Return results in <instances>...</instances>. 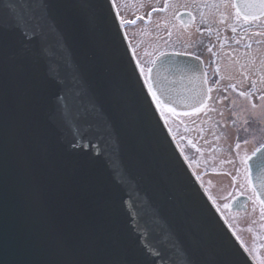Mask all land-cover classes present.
<instances>
[{
	"label": "water",
	"instance_id": "95a60500",
	"mask_svg": "<svg viewBox=\"0 0 264 264\" xmlns=\"http://www.w3.org/2000/svg\"><path fill=\"white\" fill-rule=\"evenodd\" d=\"M74 2L54 0L55 14L73 15ZM92 2L98 6V22L95 30H90L86 21L79 20L71 36L76 59L89 68L90 79L96 82L105 77L110 65L119 67L125 77H131L128 54L135 47L130 35H124L123 25L117 32L111 22L117 10L122 16L117 2L111 10L106 0ZM0 10L7 11L4 0H0ZM24 42L19 31L0 27V46L7 54L17 52ZM105 52L110 58L108 62L103 58ZM179 54L167 52L158 56L153 90L169 106L191 111L205 86L201 74H193L187 65L197 63L204 73L206 70L200 58L197 61L194 55ZM3 75L6 81L16 78L38 82L40 103L32 118L40 125L48 151L41 155L31 140H26L23 150L15 144L5 149L0 180V236L6 243L0 242V262L62 264V242L75 244L96 235L102 237L100 246L86 257V264H119L121 260L123 264H150L120 207L121 189L105 159L70 151L67 143L70 133L50 118L59 89L47 65L26 55L7 60ZM136 90L139 91L138 85ZM7 103L14 108L15 96L11 91ZM143 108L147 111L146 103ZM163 120L160 118L161 124ZM167 128L165 124L164 129ZM122 156L125 165L140 174L143 190L161 206L162 214L173 227L181 226V218L172 211L170 194L177 195L182 203L203 216L211 240L207 252L198 257V264H209L217 249L227 250L229 264H257L225 218L215 212L216 205L207 199L209 194L201 181L196 180L197 175L184 159L172 132L165 137L150 113L144 125L125 136ZM248 201L247 196H239L231 207L246 209ZM113 232L118 233L116 244L107 238Z\"/></svg>",
	"mask_w": 264,
	"mask_h": 264
},
{
	"label": "snow or ice",
	"instance_id": "6c2138e0",
	"mask_svg": "<svg viewBox=\"0 0 264 264\" xmlns=\"http://www.w3.org/2000/svg\"><path fill=\"white\" fill-rule=\"evenodd\" d=\"M106 2L109 10L115 7L116 0ZM146 2L151 5L159 0ZM180 2L181 0H163L164 7H152L148 15L150 16L152 12H164L170 3ZM191 2L203 3L205 7L211 4L217 10L223 7L224 11L219 12L221 22L230 18L227 10L236 7L230 0ZM71 6L75 9L73 15L57 16L54 11V0H4V8L7 11L0 10V27L19 31L25 42L17 52L11 54H7L0 46V180L3 157L9 144H15L19 150H23L26 140H31L35 150L41 155H46L48 151L47 144L42 139L40 125L32 118L40 103L38 82L16 78L6 81L3 75L7 60L14 61L27 55L35 61H43L47 65L50 77L58 85L59 90L54 98L55 109L50 118L61 129L70 133L71 139L67 141L69 150L83 152L90 158L105 159L121 189L120 207L127 215L131 231L138 238L139 247L149 258L150 264H198V257L207 252L211 240V233L203 216L194 207L182 203L177 195L170 194L168 200L173 204L172 211L181 218V226L173 227L162 214L161 206L143 190L140 174L134 168L125 165L122 156L125 136L144 125L149 119V113L165 137L172 131L171 127L164 129V125L168 124V118L180 115L174 107L162 102L153 90V72L158 56L153 54L149 60L142 62L135 48L130 54L125 49L128 64L132 69L131 77H125L119 67L110 65L102 80L93 81L90 79L89 68L76 59L71 36L81 18L86 21L90 30H95L98 6L92 0H75ZM246 7L255 11L245 13L243 17L237 11L236 21L255 22L264 18V0H251ZM194 19L190 13L189 20ZM201 20H204L203 16ZM111 22L117 32L122 25L136 23L135 20H125L119 12L112 14ZM232 31L235 32L236 28L232 27ZM166 32L170 37L171 31L166 29ZM254 35L264 36V31L256 32ZM159 55L162 56L163 53ZM179 55L191 56L193 53L186 51ZM132 57H136L135 60ZM103 58L106 62L110 61L106 52ZM187 69L193 74L199 72L203 77L205 86L203 94L191 105L193 110L198 112L200 108L206 106L213 88L208 87L206 73L199 64H189ZM259 81L264 83V75L259 76ZM213 84H219V81H213ZM137 85L139 91L136 90ZM256 85L257 81L252 80L251 88H256ZM229 87L234 88L235 85ZM227 90L224 89L225 92ZM10 91L15 96L14 108H10L7 103ZM239 96L249 101L254 96L264 100V90L257 89L256 93H253L249 89L247 92L241 91ZM222 99L227 100L228 97L224 96ZM145 103L147 111L143 108ZM256 109L257 105L252 103L251 109L244 110L246 115L241 129L243 132L247 133L252 127L257 117ZM160 118H164L163 124L160 123ZM248 143L247 139L243 140L245 147ZM235 147L236 153L233 155L229 151L231 158L224 161L232 168L226 175L231 177L234 187L242 194H247L248 200L253 204V210L255 205L259 204L260 215L264 219V143L254 148L250 154L245 152L243 155L239 142ZM184 159L188 157L185 156ZM196 180H200L199 175L196 176ZM204 191L206 192L207 188ZM207 199L216 205L215 212L221 217L224 216V211L216 199L212 196H208ZM222 207L228 209L230 205L224 203ZM107 238L116 244L118 233L113 232ZM101 239V236L89 235L75 244L62 242L60 244L62 264H86V257L95 253ZM0 242H5L2 236ZM248 255L257 264H264V259L258 258L251 251ZM119 264H123V261L121 260ZM209 264H229L227 250L217 249Z\"/></svg>",
	"mask_w": 264,
	"mask_h": 264
},
{
	"label": "flooded vegetation",
	"instance_id": "af4514ba",
	"mask_svg": "<svg viewBox=\"0 0 264 264\" xmlns=\"http://www.w3.org/2000/svg\"><path fill=\"white\" fill-rule=\"evenodd\" d=\"M116 2L121 3L124 10L129 5L125 0H117ZM250 2L251 0H230V3L235 4L236 7L229 8L227 12L230 18L221 22L219 12L224 11L223 7L217 10L211 4L205 7L203 3H192L191 0L170 3L166 11L152 12L149 16L148 13L151 12L152 7H164L163 0H159V2H153L136 19H133L136 23L140 22L139 29L133 30L131 28L136 23L124 25V28L127 35L139 36L143 39L156 37V39L144 41L142 48H139V50H143L140 54L143 62L149 60L153 54L158 56L160 53L165 52L183 53L190 51L202 60L208 85L213 88V91L209 94L210 99H208V102L213 99L224 100L222 99L224 96L228 97L224 101L239 99L242 98L239 96L241 91L247 92L251 89L253 93H256L261 84L257 78L251 76L253 68L251 63L255 58H258L257 53L260 52L258 46H252L253 43L259 41V44H264V36L254 35V33L261 31L259 26L263 23L264 18L255 22L235 20L237 11L240 12L241 17L245 13L255 11L246 7ZM136 3L149 4L146 0H138ZM190 13L195 17L192 21L189 20ZM202 16L204 17L203 21L201 20ZM232 27L236 28L235 32L232 31ZM166 29L171 31L170 37L167 35ZM154 43L159 45L153 46ZM256 48L257 53L255 54ZM261 53L263 54L264 50ZM214 73L215 75H213ZM252 80L257 81L256 88H251ZM213 81H219V84L214 85ZM230 85H235V87H229ZM225 88L228 89L226 92L224 91ZM252 99H257V96ZM261 137V142L257 143V146L255 143V148L264 143V135ZM197 171L200 172L198 169ZM251 203V201L248 203L246 210L250 209ZM259 231L255 234V237L259 241H264V225L259 228Z\"/></svg>",
	"mask_w": 264,
	"mask_h": 264
},
{
	"label": "rangeland",
	"instance_id": "374dc122",
	"mask_svg": "<svg viewBox=\"0 0 264 264\" xmlns=\"http://www.w3.org/2000/svg\"><path fill=\"white\" fill-rule=\"evenodd\" d=\"M125 1L127 4L129 3L125 10L121 3H117L125 20L127 18L129 20L136 19L149 6V4L136 3L138 0ZM262 22L259 30L264 31V21ZM131 28L133 30L139 29L140 22H137L135 26H131ZM130 37L139 56L143 51L142 49L139 50V48H142L144 41L156 39V37L143 39L134 35H130ZM156 45L159 44H153V46ZM252 46H258L260 50L258 54L256 48L255 54L257 53L258 58H255L251 63L253 66L251 76L259 81V76L264 75V53H261L264 50V44L261 45L258 42H254ZM259 83L261 82L259 81ZM259 89L264 90V83L259 85ZM234 101L235 103H233ZM252 103L257 105L255 110L257 117L253 121L252 127L245 133L241 130L246 115L244 110L251 109ZM176 112L180 115L175 118L169 117L168 125L171 127L173 135L185 156L188 157L191 167L195 171L197 169L200 170L198 173H200L201 181L210 196L216 199L217 204L221 206L225 219L240 238L244 247L258 258L264 259V241H259L255 237L259 228L264 225V219L260 215L259 204L257 203L255 210H253V204L251 203L250 209L242 212L233 211L231 207L228 209H223L222 207L224 203H228L231 206L234 200L232 197L237 198L240 195L239 193H241L238 188L232 185L231 177L226 175V173L232 171V168L224 161L226 158H231L229 157V151L233 155L236 153L235 145L237 142L241 144V155L245 152L250 153L255 148V143L257 145V143L261 142V136L264 135V131L261 130L264 129V100L257 98L249 101L244 97L229 101L213 99L205 107L200 108L198 112ZM245 139L249 141L246 147L243 144ZM237 165H239L238 159ZM208 169L211 172H206ZM250 191L251 189H249ZM260 243L262 244L261 247Z\"/></svg>",
	"mask_w": 264,
	"mask_h": 264
}]
</instances>
